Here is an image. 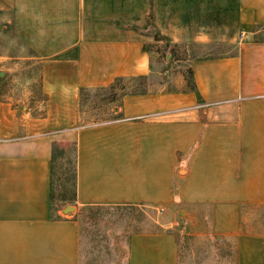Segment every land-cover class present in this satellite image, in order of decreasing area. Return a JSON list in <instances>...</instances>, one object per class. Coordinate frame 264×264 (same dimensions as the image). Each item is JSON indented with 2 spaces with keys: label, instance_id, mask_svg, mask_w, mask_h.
Listing matches in <instances>:
<instances>
[{
  "label": "crops",
  "instance_id": "crops-1",
  "mask_svg": "<svg viewBox=\"0 0 264 264\" xmlns=\"http://www.w3.org/2000/svg\"><path fill=\"white\" fill-rule=\"evenodd\" d=\"M8 1L14 35L39 59L44 102L31 94L20 110L0 98V264H80L78 213L53 201L55 148L70 137L75 210L159 209L176 181L180 200L211 204L213 234L236 236L237 264H264V231L243 223L264 205V0ZM156 31L176 50H229L190 60L195 90L149 88L82 110V90L156 76L146 48L161 42ZM178 260L173 233L131 235L128 264Z\"/></svg>",
  "mask_w": 264,
  "mask_h": 264
},
{
  "label": "rangeland",
  "instance_id": "rangeland-1",
  "mask_svg": "<svg viewBox=\"0 0 264 264\" xmlns=\"http://www.w3.org/2000/svg\"><path fill=\"white\" fill-rule=\"evenodd\" d=\"M146 22L149 26L150 22ZM149 28L153 29L151 25ZM258 35L264 37V32ZM168 45L166 39L148 44L153 51L156 70V76L149 79L151 85L148 88H154L153 90L161 87L165 90L189 88L192 84V75L188 67L192 58L224 54L229 50L224 46L195 45L191 46L189 51H173ZM159 47L163 49L160 51ZM0 71L5 73V78L0 80V98L14 99V104L20 110L23 105L35 104L30 99L31 94L39 96L43 104L44 99L40 98L39 94L42 74L39 59L34 52L19 43L14 35L8 0L0 1ZM122 93L123 91L119 89L113 91L109 85L96 90H82L79 106L82 110L93 109L101 112V109L112 106L108 101L110 98L115 101ZM115 102L119 103V100ZM231 106L236 107L237 103ZM41 112L42 107L39 105L35 113ZM102 116L85 114L83 119L97 120ZM72 140L70 137L55 148L53 201L57 206L73 207L74 204L75 162ZM184 153L187 152H181L180 156L183 157ZM186 164L181 163L182 184ZM178 187L175 181L172 187L175 199L159 209L145 205H95L80 208L78 211L66 209V212L76 211L81 222L80 264H128L131 235L147 230H162L176 236L180 242L178 264H236L233 245L227 248V252L232 254L234 259L231 263L222 259V255L219 257V243L203 244L200 239H189L190 235L212 237V206L207 203L194 204L180 200ZM243 223L248 230L264 231V205L247 207L244 210Z\"/></svg>",
  "mask_w": 264,
  "mask_h": 264
},
{
  "label": "trees",
  "instance_id": "trees-1",
  "mask_svg": "<svg viewBox=\"0 0 264 264\" xmlns=\"http://www.w3.org/2000/svg\"><path fill=\"white\" fill-rule=\"evenodd\" d=\"M162 39L167 40V37L162 35L160 32L156 31L154 34V40L159 42ZM168 46H170V44ZM146 48L148 50H151V48L148 45L146 46ZM161 49H163V48H161V47L158 48V50H160V51H161ZM171 50L175 51L176 47H172ZM191 75H192V73H191ZM4 78H5V74L1 75V73H0V80H3ZM133 81H134V83H133ZM150 85H151V82H149V76L138 75L136 77H131V78L118 77L109 85V87L113 91H117V89L122 90L123 93L121 95H123L126 93L145 92L146 90L149 89L148 87H150ZM188 89H190V90L196 89V85H195L193 78H192V84L190 85V87ZM115 94L116 93H114V97L116 96ZM33 95H35V94H33ZM86 207H88V206H84L82 208H86ZM80 227H81V222H80ZM81 238H82V234H81ZM189 239H191V240L200 239L203 241V244H209L212 242L219 243V246H218L219 257H220V255H222L223 256L222 259H224L225 261H229L231 263H232L231 260L235 259V263L237 264V251L235 248L236 236H223V235L212 234V237H204L203 238V237H199L197 235H190ZM177 243H178V247L180 248V245H179L180 242L178 239H177ZM230 245H233V247H234L233 248V254L235 255L234 259H232V256H231L232 254L227 252V248ZM231 253H232V251H231Z\"/></svg>",
  "mask_w": 264,
  "mask_h": 264
},
{
  "label": "water",
  "instance_id": "water-1",
  "mask_svg": "<svg viewBox=\"0 0 264 264\" xmlns=\"http://www.w3.org/2000/svg\"><path fill=\"white\" fill-rule=\"evenodd\" d=\"M4 74V72H1V75H3ZM66 209H74V207H72V206H66Z\"/></svg>",
  "mask_w": 264,
  "mask_h": 264
}]
</instances>
